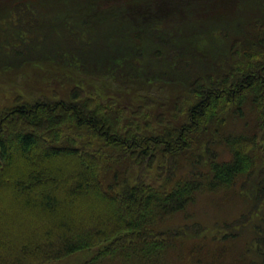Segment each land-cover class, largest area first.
I'll list each match as a JSON object with an SVG mask.
<instances>
[{
	"label": "trees",
	"instance_id": "16d2710c",
	"mask_svg": "<svg viewBox=\"0 0 264 264\" xmlns=\"http://www.w3.org/2000/svg\"><path fill=\"white\" fill-rule=\"evenodd\" d=\"M246 27L257 36L247 40ZM44 61L78 76L56 78L50 95L10 104L0 95V264L80 252L73 264H164L179 239L203 241L207 226L159 223L197 191L238 181L241 192L252 190L250 213L218 224L216 250L193 244L187 264H235L224 255L241 238L245 264H264V0L0 1V67ZM100 79L125 91L143 85L142 105L102 101ZM180 83L195 100L183 110L180 95L166 105V86ZM248 98L256 132L222 135L227 115L242 117ZM208 127L211 136L197 142ZM179 155L203 168L177 179L170 162ZM155 168L165 179L159 186L143 177Z\"/></svg>",
	"mask_w": 264,
	"mask_h": 264
},
{
	"label": "rangeland",
	"instance_id": "374dc122",
	"mask_svg": "<svg viewBox=\"0 0 264 264\" xmlns=\"http://www.w3.org/2000/svg\"><path fill=\"white\" fill-rule=\"evenodd\" d=\"M0 1L6 2L7 0ZM244 32L245 38L247 40L251 36H257V33L255 31H251V27H246V30H244ZM242 48H245L244 43H242ZM225 51L227 52L228 50L226 49ZM219 53H221V51ZM199 56L205 58V56H203V53H199ZM221 56L222 54L218 55L215 58V60L217 59L216 63L213 62V65L216 68L219 67ZM61 75H65L70 78H73V76L75 75L78 76V74L74 73L73 68L70 66H63L61 64H56L55 62L47 61L41 62L39 64L30 63L12 69H5L0 67V95L2 96L3 103L10 104L15 99V97L19 95L26 98H32V96L39 95L41 93L50 95V92L54 89L55 85L52 83H55V79L59 78V76ZM79 80L83 83L86 82L82 75H80ZM43 85L44 90L40 91L42 90ZM57 85L58 82L56 81V86ZM142 86L135 87L129 91H125L120 90L115 85H112L106 79H100V83L97 84L95 90L102 101L111 98L114 99L117 103H122L123 105L131 108L142 105L143 100L140 97L141 94L138 93V90ZM64 88H67V86H65ZM165 91L167 93V96H173L171 97L170 102L166 103V105H169L171 107L175 105L177 96H181V98L184 97L185 102H181L182 110L184 107L187 108L191 103L195 101L194 98H191L193 96L190 95L189 90H187V87L184 84H170L169 86H166ZM241 109L244 114L242 117L237 116L234 111L227 115L226 124L222 128L223 131L221 130L222 135L232 133L250 136L256 132V129L259 125L258 110L254 106L251 99L248 98L247 101L241 106ZM151 112L156 113L153 110ZM211 131H213L212 128L208 127L206 133L202 132L197 135V137L195 138L196 141L202 142L204 139H207L209 136H211ZM213 149L216 150L217 153H219L220 158H228L230 155L229 148L224 144H216L213 146ZM187 153L190 155L191 151ZM181 156L182 155H179V157L177 156L170 162V168L175 167V170H171L177 172V179L180 177H187L189 175L188 172L192 170L196 172L199 169L203 168L201 165L193 166L192 163L187 166V162L182 159ZM159 163H163L162 158H160ZM163 164L166 165V162H164ZM177 167L179 168L177 169ZM159 173L160 169L155 168L150 172L144 173L143 177L145 178L147 183H150L153 186H159L165 180L164 177L160 180L161 175ZM111 175V172L105 173V182L111 181ZM137 176L138 173L135 172L131 177H129V181L131 183L136 182ZM241 184L242 183L238 181L234 186H223L212 191L203 188L202 190L195 193L194 200L189 205H187L184 210L177 212L167 221L159 223V228L161 227L171 229L184 225H193V223H197L202 226L204 225L205 227L207 226L205 230H203L202 235L204 237H201L205 238L203 241L197 240V237L179 239L175 247L169 249L165 254L167 261L165 260V258H163L164 264H187L188 256L186 252H191L193 244H199L198 247H200L203 251L210 252L217 249L214 246L215 236L219 234V231L216 228L218 224L223 221H235L237 217L240 218V216L242 214H245V212L250 213L252 209L251 200L250 198H248V194H250L252 190L246 186L247 188L243 192H241ZM12 205H14V203ZM251 216H254V219L255 213H253ZM244 240V238H241V240L236 241L231 245L232 250H226L227 252L224 256L226 257V261L228 260V263L229 259H232L233 263L235 264H245L243 260ZM224 246L225 245L220 246L219 248H224ZM195 249H197V247ZM78 254H80V256ZM83 256H85V254H82L80 252L61 261H52L42 264H73L74 261L83 258ZM206 259H210V253L206 257ZM113 262L114 261L106 260L104 262L102 261L101 264H112ZM219 262L221 263V260Z\"/></svg>",
	"mask_w": 264,
	"mask_h": 264
}]
</instances>
